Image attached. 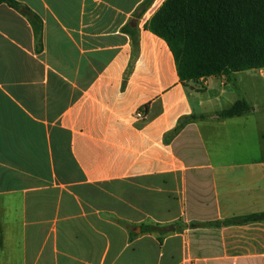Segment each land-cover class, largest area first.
<instances>
[{
	"label": "crops",
	"instance_id": "obj_1",
	"mask_svg": "<svg viewBox=\"0 0 264 264\" xmlns=\"http://www.w3.org/2000/svg\"><path fill=\"white\" fill-rule=\"evenodd\" d=\"M144 1L0 5V264H264V223L190 228L264 213V68L184 86ZM243 78L260 101L221 118Z\"/></svg>",
	"mask_w": 264,
	"mask_h": 264
},
{
	"label": "trees",
	"instance_id": "obj_2",
	"mask_svg": "<svg viewBox=\"0 0 264 264\" xmlns=\"http://www.w3.org/2000/svg\"><path fill=\"white\" fill-rule=\"evenodd\" d=\"M154 0H145L134 16L140 18ZM12 0H0V5ZM145 28L165 40L175 58L178 76L184 86L201 78L230 76L234 73L264 68V0H165ZM122 32L131 38L133 55H139V31L131 23ZM251 107L237 100L220 112L221 118L247 114ZM198 116L180 120L173 131L178 133ZM115 223L126 228L122 221ZM252 223H264V213L223 222L194 223L190 228H220ZM142 232L158 235L160 242L166 235L182 232L180 224L160 226L142 225Z\"/></svg>",
	"mask_w": 264,
	"mask_h": 264
},
{
	"label": "rangeland",
	"instance_id": "obj_3",
	"mask_svg": "<svg viewBox=\"0 0 264 264\" xmlns=\"http://www.w3.org/2000/svg\"><path fill=\"white\" fill-rule=\"evenodd\" d=\"M255 82L256 80L254 79L249 78V80L247 81V79L245 80L243 78V80H239V85L236 84L237 88H235L234 85L230 84L231 81L228 82L226 87L221 86L220 81L214 82L213 88L215 90L214 92L216 95H218L221 90H225L227 92V94L223 96V99H221L218 104L222 107H227L230 106V104L232 105L236 100L245 96V98L249 100V105L251 102L252 104H254V106H256L257 103L260 101V97L257 96L255 90ZM253 139L255 138L253 137Z\"/></svg>",
	"mask_w": 264,
	"mask_h": 264
},
{
	"label": "built area",
	"instance_id": "obj_4",
	"mask_svg": "<svg viewBox=\"0 0 264 264\" xmlns=\"http://www.w3.org/2000/svg\"><path fill=\"white\" fill-rule=\"evenodd\" d=\"M143 116H144L143 113H138L137 114V118H143Z\"/></svg>",
	"mask_w": 264,
	"mask_h": 264
}]
</instances>
